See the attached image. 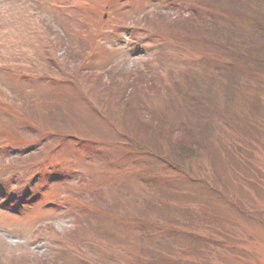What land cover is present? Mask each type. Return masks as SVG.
<instances>
[{
  "label": "rangeland",
  "instance_id": "obj_1",
  "mask_svg": "<svg viewBox=\"0 0 264 264\" xmlns=\"http://www.w3.org/2000/svg\"><path fill=\"white\" fill-rule=\"evenodd\" d=\"M23 1L0 0V264H264V65L229 54L264 60V0Z\"/></svg>",
  "mask_w": 264,
  "mask_h": 264
},
{
  "label": "trees",
  "instance_id": "obj_2",
  "mask_svg": "<svg viewBox=\"0 0 264 264\" xmlns=\"http://www.w3.org/2000/svg\"><path fill=\"white\" fill-rule=\"evenodd\" d=\"M215 2H216V0H211V1L210 0H206L204 2L200 1V0L199 1L197 0V3L200 6H203V7L207 8V9H209L210 11L212 9L215 10V7H214ZM194 3L197 4L196 1H194ZM194 9L195 8H193L192 11H194ZM224 13H226L228 15L227 17H223V20L226 23L227 22L231 23L230 21L236 22V20L234 19V18H236L234 14H232L230 12L229 13L228 12H224ZM241 19L244 20V17H241ZM254 20L255 21L251 20L250 21V25H246V26L248 27V30L253 31L254 33H256V36L258 38H260L259 43L257 45L258 46L259 45L264 46V16L263 17H262V15L254 16ZM244 28H245V26H244ZM150 34L154 38H159L160 35H161L157 31L150 32ZM241 41H242V46L245 48L244 51H247V52H245V53L237 52L236 54H234V52L229 53L231 57H234L237 60L233 64H231V71L232 70L235 71L237 69L236 67H238V69H240L241 67H243V63H244V65L247 67V68L245 67V72H247V74H249L250 77H254L253 73H254L255 69H258V68L261 69L260 66L264 65V63H263L264 60L260 59V58H262L260 56V51L257 54H254V51H255V49H254V41L255 40L254 39L249 42L250 43L249 45L246 43L247 41H249V38L246 39V41H245V38L242 37ZM257 45H255V46H257ZM260 62H262V63L260 64ZM249 72H251V74ZM231 73L228 75L230 77L229 78V84H233L234 80H235L234 72L232 74ZM134 146L135 145H132V147H134ZM161 160H163V159H161ZM163 162H166L167 165L169 164V162H167L166 160H163ZM182 171H183V173H185V175H189V173H187L186 170H184L183 167H182ZM98 194H100V191L97 192V195Z\"/></svg>",
  "mask_w": 264,
  "mask_h": 264
}]
</instances>
